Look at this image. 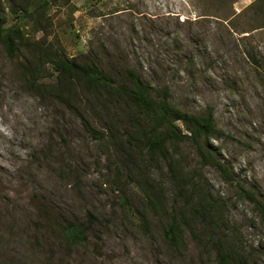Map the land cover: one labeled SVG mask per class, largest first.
I'll use <instances>...</instances> for the list:
<instances>
[{
	"label": "rangeland",
	"instance_id": "rangeland-1",
	"mask_svg": "<svg viewBox=\"0 0 264 264\" xmlns=\"http://www.w3.org/2000/svg\"><path fill=\"white\" fill-rule=\"evenodd\" d=\"M26 1L37 2L29 11L40 5L14 0ZM2 6L6 27L65 57L85 55L80 64L105 84L65 83L61 97L40 98L56 67L30 57L25 74L23 53L0 43V264H219L218 241L245 264H264L252 206L184 139L171 151L176 167L208 195L213 225L194 216L196 192H177L167 162L145 150L146 126L114 90L133 68L166 90L171 107L210 114L213 135L201 141L264 200V0H67L33 20ZM171 212L187 220L178 247L163 235ZM68 224L86 242L70 243Z\"/></svg>",
	"mask_w": 264,
	"mask_h": 264
},
{
	"label": "trees",
	"instance_id": "trees-1",
	"mask_svg": "<svg viewBox=\"0 0 264 264\" xmlns=\"http://www.w3.org/2000/svg\"><path fill=\"white\" fill-rule=\"evenodd\" d=\"M2 0H0L1 2ZM67 0H40L39 6L33 7L29 11L30 5L37 2L26 1L22 5L18 6L14 0H3L6 3V8L10 13H16L20 10L27 11L29 18L33 20L35 13L40 9H49L51 5L58 3H66ZM5 8L0 7V43H2L7 49L8 54H14L19 51L23 53L24 61L21 63L25 74H30L29 58L34 57L38 61H45L52 63L57 69V79L54 84L49 86L39 85V96L44 98L45 95L53 94L56 97H61L64 93L62 89L63 84L75 85L76 83H83L87 90L97 89L105 84L103 75L98 72L94 67H87L85 64H80L78 59L85 57L80 54L78 57H65L60 53H57L51 46L44 45L39 40H31L27 37L23 31L14 25L6 27V16L4 14ZM86 58V57H85ZM122 98H124L125 105L131 109H134L136 116L141 120L147 130L146 137L144 136L145 150L150 155H156L167 162L172 173L171 178H174L176 183L175 188L177 192H182L188 187L196 192L197 203L193 207V215L210 221L213 225L214 222V207L208 201V195L206 193H200L198 185L193 180L194 175L186 176L182 172V167H176L178 159L174 158L172 148L182 140L186 139L192 146L193 153L198 158L200 165H206L216 171L221 179L231 184L236 188L237 197L246 200L257 213L260 223L264 227V200L256 198L254 194L244 189L241 185L235 182L231 172L221 163L220 159L208 150L206 145L201 139H208L213 135V126L211 124L212 117L206 113L205 116L198 114L182 113L179 110L168 105L166 100V90L161 89L156 92L149 88V86L142 80L133 68L125 69V78L122 83L114 86ZM47 91V92H46ZM174 120H180L184 125L188 134H183L179 131L175 125ZM175 163V164H174ZM179 172V176L178 173ZM179 178V179H178ZM193 200V199H192ZM186 219H177L174 213L169 214V220L166 221V225L163 230V235L170 246L178 247L182 241V226L186 222ZM65 238L70 243H84L86 242V236L84 230L78 225L68 224L64 227ZM219 240V239H216ZM214 249L217 253V259L219 264H245L241 262L236 252L228 249L220 244V241L216 242Z\"/></svg>",
	"mask_w": 264,
	"mask_h": 264
}]
</instances>
